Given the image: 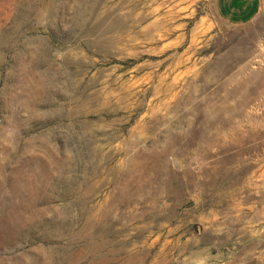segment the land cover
Wrapping results in <instances>:
<instances>
[{"label":"rangeland","instance_id":"rangeland-1","mask_svg":"<svg viewBox=\"0 0 264 264\" xmlns=\"http://www.w3.org/2000/svg\"><path fill=\"white\" fill-rule=\"evenodd\" d=\"M0 264H264V16L0 0Z\"/></svg>","mask_w":264,"mask_h":264},{"label":"crops","instance_id":"crops-1","mask_svg":"<svg viewBox=\"0 0 264 264\" xmlns=\"http://www.w3.org/2000/svg\"><path fill=\"white\" fill-rule=\"evenodd\" d=\"M218 20L228 26L239 27L264 16V0H212Z\"/></svg>","mask_w":264,"mask_h":264}]
</instances>
